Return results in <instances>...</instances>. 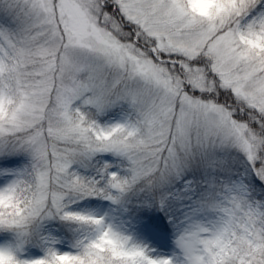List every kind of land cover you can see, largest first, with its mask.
<instances>
[{"label": "snow or ice", "instance_id": "obj_1", "mask_svg": "<svg viewBox=\"0 0 264 264\" xmlns=\"http://www.w3.org/2000/svg\"><path fill=\"white\" fill-rule=\"evenodd\" d=\"M0 264H264V0H0Z\"/></svg>", "mask_w": 264, "mask_h": 264}, {"label": "rangeland", "instance_id": "obj_2", "mask_svg": "<svg viewBox=\"0 0 264 264\" xmlns=\"http://www.w3.org/2000/svg\"><path fill=\"white\" fill-rule=\"evenodd\" d=\"M171 242V241H170ZM169 251L171 252L172 251V249H169Z\"/></svg>", "mask_w": 264, "mask_h": 264}]
</instances>
